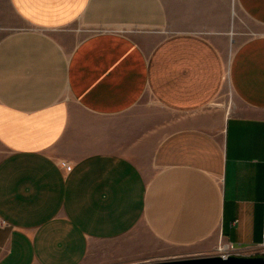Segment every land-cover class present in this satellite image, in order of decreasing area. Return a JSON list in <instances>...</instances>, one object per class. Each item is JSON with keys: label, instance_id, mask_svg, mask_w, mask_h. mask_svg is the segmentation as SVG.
Here are the masks:
<instances>
[{"label": "crops", "instance_id": "obj_1", "mask_svg": "<svg viewBox=\"0 0 264 264\" xmlns=\"http://www.w3.org/2000/svg\"><path fill=\"white\" fill-rule=\"evenodd\" d=\"M234 2L264 28V0H0V264H125L139 225L261 243L264 32L228 58Z\"/></svg>", "mask_w": 264, "mask_h": 264}, {"label": "rangeland", "instance_id": "obj_2", "mask_svg": "<svg viewBox=\"0 0 264 264\" xmlns=\"http://www.w3.org/2000/svg\"><path fill=\"white\" fill-rule=\"evenodd\" d=\"M236 5L237 4L234 2L232 14L234 21L233 31L236 35L232 37L234 44L228 50V58L231 57V54L233 53L235 47L242 41L264 32V28L254 25L252 22L244 18L240 9ZM66 30L71 31L74 34V40L76 42L81 41L85 36L91 33V30H88L79 24H73ZM128 33H130V35H134L133 31H129ZM145 100L146 99L144 98L142 102H144ZM232 100L233 95L231 91L229 89H225L213 102V105L228 107L231 104ZM125 244L126 249L124 248L125 251L120 253L119 256L120 261L125 264H132L135 262V260L144 262L148 260L156 261L160 259H174L173 257L177 255L181 257H177L175 259L213 256V252L206 253L205 248L202 245L192 248L164 247L155 242L150 237L147 229L143 225L137 226V228L131 235L121 240L119 247L123 248Z\"/></svg>", "mask_w": 264, "mask_h": 264}, {"label": "water", "instance_id": "obj_3", "mask_svg": "<svg viewBox=\"0 0 264 264\" xmlns=\"http://www.w3.org/2000/svg\"><path fill=\"white\" fill-rule=\"evenodd\" d=\"M137 264H264V256L255 257H228L223 259L219 256L160 259L156 261H144Z\"/></svg>", "mask_w": 264, "mask_h": 264}, {"label": "built area", "instance_id": "obj_4", "mask_svg": "<svg viewBox=\"0 0 264 264\" xmlns=\"http://www.w3.org/2000/svg\"><path fill=\"white\" fill-rule=\"evenodd\" d=\"M261 238V243L258 246H254L248 250L236 247L230 242L220 240L217 248H215L213 251V256H219L223 259L228 257L264 256V231Z\"/></svg>", "mask_w": 264, "mask_h": 264}, {"label": "bare ground", "instance_id": "obj_5", "mask_svg": "<svg viewBox=\"0 0 264 264\" xmlns=\"http://www.w3.org/2000/svg\"><path fill=\"white\" fill-rule=\"evenodd\" d=\"M215 248H217V246Z\"/></svg>", "mask_w": 264, "mask_h": 264}]
</instances>
